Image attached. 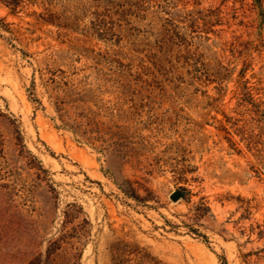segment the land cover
<instances>
[{"label":"rangeland","instance_id":"rangeland-1","mask_svg":"<svg viewBox=\"0 0 264 264\" xmlns=\"http://www.w3.org/2000/svg\"><path fill=\"white\" fill-rule=\"evenodd\" d=\"M0 264H264V0H0Z\"/></svg>","mask_w":264,"mask_h":264},{"label":"water","instance_id":"water-1","mask_svg":"<svg viewBox=\"0 0 264 264\" xmlns=\"http://www.w3.org/2000/svg\"><path fill=\"white\" fill-rule=\"evenodd\" d=\"M182 194H183V192L177 190V191L173 192V193L171 194L170 197H171L172 200L175 201V200H177L179 197H181Z\"/></svg>","mask_w":264,"mask_h":264},{"label":"trees","instance_id":"trees-1","mask_svg":"<svg viewBox=\"0 0 264 264\" xmlns=\"http://www.w3.org/2000/svg\"><path fill=\"white\" fill-rule=\"evenodd\" d=\"M254 2L259 3V0H254Z\"/></svg>","mask_w":264,"mask_h":264}]
</instances>
